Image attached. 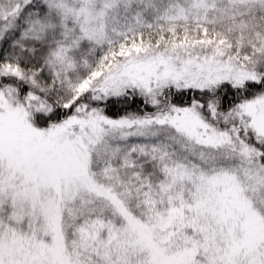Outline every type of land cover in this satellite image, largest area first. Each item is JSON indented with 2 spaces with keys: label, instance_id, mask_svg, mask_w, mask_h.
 <instances>
[{
  "label": "snow or ice",
  "instance_id": "obj_1",
  "mask_svg": "<svg viewBox=\"0 0 264 264\" xmlns=\"http://www.w3.org/2000/svg\"><path fill=\"white\" fill-rule=\"evenodd\" d=\"M0 264H264V0H0Z\"/></svg>",
  "mask_w": 264,
  "mask_h": 264
}]
</instances>
